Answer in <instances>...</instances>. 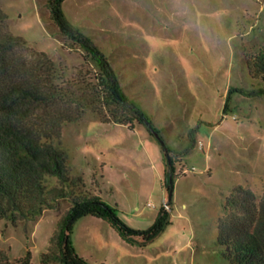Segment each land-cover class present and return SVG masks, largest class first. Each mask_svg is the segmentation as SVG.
Here are the masks:
<instances>
[{"label": "rangeland", "instance_id": "374dc122", "mask_svg": "<svg viewBox=\"0 0 264 264\" xmlns=\"http://www.w3.org/2000/svg\"><path fill=\"white\" fill-rule=\"evenodd\" d=\"M47 1L0 0L7 30L56 63L79 66L80 56L66 49L48 19ZM61 9L108 60L124 94L147 116L173 160L172 219L135 263L229 264L217 243L227 197L236 186L257 198L264 195V94L259 93L264 81L251 79L244 63L245 56L264 45V0H64ZM229 88L243 93H231L224 111ZM149 140L159 148L166 173L168 157L146 125L130 130L101 123L88 112L63 126L58 147L87 192L96 190L93 195L107 205L117 210L118 203L125 220L140 223L154 221L162 206L156 196L148 201L137 197L139 148ZM174 148H187L181 161L175 160ZM69 206L59 201L16 226L0 219V249L10 260L29 251L31 264H39ZM88 219L96 218L73 224L72 247L84 233L88 244L80 240L76 245L79 257L87 264H115L109 255L118 250L101 242L105 233L89 226ZM151 224L140 223V229L126 225L142 231ZM106 254L107 261L99 263Z\"/></svg>", "mask_w": 264, "mask_h": 264}, {"label": "trees", "instance_id": "16d2710c", "mask_svg": "<svg viewBox=\"0 0 264 264\" xmlns=\"http://www.w3.org/2000/svg\"><path fill=\"white\" fill-rule=\"evenodd\" d=\"M63 1H47L48 19L58 28L66 49L80 56L79 66L56 63L10 34L7 16L0 9V219L16 226L35 220L59 201L70 203L39 264H87L70 240L73 224L83 217L107 222L125 242L133 237L152 241L170 224L173 194L169 149L147 116L128 100L105 56L66 20ZM244 63L251 79L264 81V45L245 56ZM233 92L243 93L229 88L224 111ZM259 93L264 94V89ZM88 112L101 123L130 130L146 125L170 158L163 182L168 200L146 230L128 227L114 207L87 192L81 177L71 175L69 161L58 147L62 128L81 121ZM225 210L217 237L223 258L229 264H264V195L257 198L249 189L236 186ZM0 264H31V254L27 251L10 260L0 249Z\"/></svg>", "mask_w": 264, "mask_h": 264}, {"label": "crops", "instance_id": "0c3cea01", "mask_svg": "<svg viewBox=\"0 0 264 264\" xmlns=\"http://www.w3.org/2000/svg\"><path fill=\"white\" fill-rule=\"evenodd\" d=\"M184 146L187 147V144H184ZM139 149L140 151L143 150V154H141V158L143 157V159H142L141 166L139 167V172H138L139 173L138 174V181H139L138 191L139 192L137 194V197L139 198L138 200L144 199L148 201L149 199L156 196L155 198L159 201L160 205H163L167 202L168 195L163 186V182L165 178L164 176L165 165L163 162L161 152L159 151V148L156 147V145L150 140L148 141V143H146L143 146V149L141 148ZM174 149L176 152L174 154L175 160L181 161L182 158L184 157L182 155L184 154L186 155L187 153V148H182V149L174 148ZM207 171L209 172L210 170L207 169ZM124 176L126 178L127 174H125ZM176 182L177 180H174L173 185H175ZM93 192L96 194V190H93ZM115 205L117 206V211L120 213V215L123 216L122 214L123 210L122 211L120 210L119 208L120 206L118 205V203H116ZM121 205L122 207H125L124 204H121ZM146 205L148 207H153L149 202ZM134 211L139 213V208L135 206ZM130 217H132V215ZM122 219L125 221V223L128 226L134 229H140L139 228L140 223L146 226L148 224H151V222L153 221V220H144V221H140V223L136 221L131 222L129 220H125L124 216L122 217ZM171 219L172 218L170 216V221ZM78 222L79 221H76L75 224L76 223L78 224ZM85 222L89 226L96 227V229H98L100 232L105 233L104 235H102L103 239L101 242L105 244L109 243V247H111L110 245H113L116 247V250H118L119 253H116L115 256L113 255L114 257L112 258L109 255L110 260L113 261L115 264H123V261L124 262L127 261L126 264H136L135 259L138 258L139 256H142L144 252L148 251L149 247L151 246L150 244L154 242V241H151L149 243H143L139 239H132L131 242L127 243L121 240L119 237H117L114 231L109 227L107 223H105V221L100 220V219H88V221H85ZM87 239H88L87 236H85L83 233L82 235H79L77 239L75 238V243L76 245H78L79 241L82 240L86 244H88ZM76 245L73 247L75 251H78V249L76 248ZM153 248H156V247H153ZM109 251H110V254L114 253V250L111 251L109 249ZM107 255L108 254H106L105 258H102L99 263L107 261V258H106ZM124 257H126L127 260H124ZM150 262H153V260L150 259Z\"/></svg>", "mask_w": 264, "mask_h": 264}, {"label": "water", "instance_id": "95a60500", "mask_svg": "<svg viewBox=\"0 0 264 264\" xmlns=\"http://www.w3.org/2000/svg\"><path fill=\"white\" fill-rule=\"evenodd\" d=\"M168 163H170V158L168 157ZM171 182V181H170Z\"/></svg>", "mask_w": 264, "mask_h": 264}]
</instances>
